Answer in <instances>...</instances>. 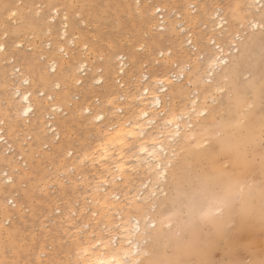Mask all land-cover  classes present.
Masks as SVG:
<instances>
[{"label":"snow or ice","instance_id":"6c2138e0","mask_svg":"<svg viewBox=\"0 0 264 264\" xmlns=\"http://www.w3.org/2000/svg\"><path fill=\"white\" fill-rule=\"evenodd\" d=\"M235 9L259 14L239 26L260 33L259 68L223 57ZM0 67V264H63L70 239L120 201L109 190L153 166L158 124L178 136L206 115L193 80L209 91L228 71L264 72V0H0ZM257 239L230 220L201 241V264H264Z\"/></svg>","mask_w":264,"mask_h":264},{"label":"bare ground","instance_id":"6f19581e","mask_svg":"<svg viewBox=\"0 0 264 264\" xmlns=\"http://www.w3.org/2000/svg\"><path fill=\"white\" fill-rule=\"evenodd\" d=\"M238 2L240 4H243L245 0H238ZM248 12L249 10L247 9L234 10L233 15L235 16V19H232V25L228 29L227 35L225 34L222 38V43H224L225 45L223 51V57L225 60L231 61L233 66L241 65V64L244 66L245 65L248 66L249 61H252L253 64L256 66V68H259V64H258L259 58L258 60L254 59L255 54L253 55L252 52L254 51V49H256V47L260 46L258 44L259 43L258 38H256L257 34L258 36L260 34L257 31L253 35L252 30L249 29L247 26H245L243 29L239 27L241 24L246 25V22L248 20L253 19V17H258L259 15L258 13L255 12L249 15ZM235 22H239V23L234 28V25L236 24ZM247 30H249L248 33H251L250 34L251 36L246 40L243 39L244 37L243 34L246 33ZM237 32L240 33L242 42H237L231 39V36L236 34ZM229 44L231 45L230 47L228 46ZM262 74L264 75V72L257 71L255 76L260 77V75ZM238 77L239 76H237L233 71H228L227 75L221 74L217 76L216 84L209 91H205V89L208 88L207 84L203 82L197 83L196 80L192 81L193 83H195L197 88L202 86V90L195 89L192 90L191 93L192 94L200 93L199 95L200 106L206 109V115L204 116L205 118L203 119L204 121L210 120L212 122L211 120L212 116L208 112L206 107V102H207L206 99H208L207 96L209 95V97H211L210 95H212L213 98V95L216 96V94L217 95L221 94L222 92L225 91V89L226 91L229 90L230 87H232L233 90V86H235L236 83H238V80H240L238 79ZM248 80H250V78ZM253 80L254 79L252 77V82ZM192 82L191 85H193ZM262 82L264 83V79H262ZM262 82L259 81L258 83L260 84ZM238 85L239 84H237V86ZM246 85L243 86L245 87ZM217 88H219L220 90L217 91ZM240 88L242 89V87ZM246 88L250 89V85L247 86ZM237 89L238 88L234 90ZM253 94L256 95L255 97L259 96L256 93ZM232 98L233 97H231V99ZM238 99H240V97ZM259 99L260 98H258L257 100L258 102ZM174 101H173V108L175 109L177 105L174 103ZM183 101L184 102L182 103V105L179 106V112L177 113L178 115L185 114L191 110L192 105L188 101L187 93L184 94ZM221 107L222 105L221 106L219 105L218 107H216V110L220 111ZM252 109L254 110L255 107ZM226 111L228 113L227 116H229L231 120L229 121L223 120L224 122L222 121L223 127L221 126V136L220 137L218 136L219 137L218 139L216 138L218 140L217 143L219 144L218 145L219 147L215 146L216 148H220L219 149L220 152L217 151V154L219 152L220 154L219 156H223V158L225 159L224 168L223 169L222 167L209 168L206 172L202 174V176L194 179L195 185L198 187V189L204 190L206 196H210V192H209L210 188L212 189L213 186H217L218 188H220L223 195L221 196L213 195V196L216 197L218 200L220 198L221 200L224 201H226L229 198V194L234 190V188H237L236 190H238L240 193V199L238 200L239 202L240 201L241 202L239 207L238 206H237L238 208L236 207V209L238 210L236 212L237 216L235 217H237L238 220L243 219L248 225L250 224L260 225L261 221L264 220V154L260 156L261 157L260 161L254 164V162H250L246 157H244V148L247 145L248 146L258 145L257 143L260 142L258 129L264 127V120L254 121L256 125H254L253 123V126L252 124L249 123L251 121L250 120L248 123L246 122L247 124L245 123L247 127L243 128L244 118L243 119L241 118L242 114L240 111V107L235 109L233 108V110L231 108H228ZM230 113H232V115H229ZM252 114L253 112L251 113V115ZM198 117L200 116L192 117L190 121V125L185 123L184 121H179L178 125L180 131L178 136L176 135V129L174 126H165L163 121H161L158 124L154 134L148 140V143L150 145H152L153 143L155 144V149L153 151V161H154L153 166L151 167L141 166L140 163H137L134 169H130V174L126 178L125 185H120L118 187L117 190L118 193H113L111 192V190H109V194L112 196L119 194L121 197L120 201L114 203L110 209L103 210L99 216H97L94 220H92L93 221L91 222L92 226L89 228L88 233L84 236L83 242H81L80 238H78L74 242L73 241L71 242L72 249L70 248L69 251L72 250V252L74 253L73 261L71 264H148L150 262V260L153 258V257L151 258L152 248H150L153 238L152 235L157 229V227H158L157 229L158 232L162 230V228H160L162 227V225L160 227L158 226V222L155 219V217L157 214V210L159 208L158 204L160 199L163 197L165 198V196H167L166 193L167 191H165L164 188V183H166L168 180L167 175L169 176L172 172H173V176L177 175V171L180 167H183V171L190 168L191 171L193 172L198 167H200L204 162H209V154H206L208 153V151L206 150V148H204L205 145L202 144V140H201L202 137L196 134L197 130L195 129V125H196V119H198ZM260 117L261 115L258 118ZM185 119H187V116H185ZM216 124L218 126L219 123ZM209 126H211L210 123ZM207 128L208 125L206 126L205 129ZM241 129H245V131L241 132ZM205 137H209L208 134H205ZM207 140L208 139L206 138L205 141ZM184 141L186 143L185 145H184ZM256 148L258 149V147ZM161 149H163V151H161ZM227 165L229 167H227ZM126 167H128V165H126ZM252 169H254L256 175L258 174L259 176L260 187L258 189L248 190L249 185L246 186L245 185L246 182H242L243 181L242 177L246 176L245 174ZM135 172H139L140 174L145 173L146 175H148V178L140 180L139 178L133 176ZM158 173H163V175L162 176L158 175ZM249 173L251 175V172ZM136 179H138V181L134 183ZM128 184L129 185L132 184L131 185L132 187H130ZM145 185H148L147 191H145ZM174 195L176 196L177 194ZM174 195L172 196L174 197ZM178 197L177 199L180 198ZM214 197H212L211 199H214ZM200 198L201 197H199V199ZM169 203L172 202L170 201ZM172 205L174 207L177 204L174 205L173 203L171 204V206ZM178 207H181V205ZM216 207L214 208H216V210L220 213L218 214L222 216L223 223H225L226 221L227 222L230 221L228 220L227 217V209H228L227 202L224 203L219 202L217 203ZM112 218H114V220ZM222 227L219 226L218 229H221ZM178 230L176 232L177 234L178 232H180V230L179 231ZM253 231H255V229ZM93 235L99 237L102 242L99 243L93 242L92 240ZM77 236L80 237L81 233L80 235L78 234ZM145 241H147V243H145Z\"/></svg>","mask_w":264,"mask_h":264},{"label":"rangeland","instance_id":"374dc122","mask_svg":"<svg viewBox=\"0 0 264 264\" xmlns=\"http://www.w3.org/2000/svg\"><path fill=\"white\" fill-rule=\"evenodd\" d=\"M17 2H19V0H17ZM194 2H196V0ZM226 2H227V0H226ZM235 23L236 24L234 25V28L238 25L239 22H235ZM210 25L211 24H209V26H208L209 31L211 30L210 28L212 27ZM248 32H249V30H247V32L244 33L243 36L247 35V37L249 38L251 36L250 35L251 33H248ZM226 35H227V33H226ZM257 36H258V34H257ZM257 36H256V38H258V42H259L258 44L260 46L256 47V49H254L255 53H254V51L252 53H253V55L255 54L254 59L258 60V58H259V60H260L259 56L261 54V41H260V35L258 37ZM227 56H228V53H227ZM245 66H247V65H245ZM2 71H3V68L0 67V72H2ZM262 75H260V77L252 76L254 79L253 82H252V77H250V80H248L249 78L244 79L243 77H238V79H240V80H238V83H236V85L233 86V90H232V87H230L229 90L226 91V89H225V91L222 92L221 94H218V95L216 94V96L213 95V98H212V95H210L211 97H209V95L207 96L208 99H206V101H207L206 107H207L208 112L212 116L211 117L212 122L210 120L204 121L203 119L205 117L200 116L201 118L198 117V119H196L195 129L197 130L196 134L198 136L202 137L201 138L202 144L205 145L204 148H206V150L208 151V153H206V154H209V162H204L200 167H198L193 172L191 171L190 168L183 171V167H180L177 171V175L173 176V172L169 176L167 175L168 180L166 183H164V188H165V191H167L166 192L167 196H165V198L163 197L160 199L159 204H158L159 208L157 210V214L155 217V219L158 222V226L160 227L162 225V227H160V228H162L163 231L161 230L160 232H158V230H157L158 227H157V229L155 230V232L152 235L153 238H152V243L150 245V248H152L151 258L152 257L153 258L150 260V262L148 264H162V263L163 264H201V260L204 256V252L201 248V242L200 241H202L204 239V237H207L210 234L217 233V231L219 230L218 227L219 226L224 227L225 224L227 223V221L225 223H223L222 216L219 215L220 213L216 210V208H217L216 205L219 202H221V203L227 202L228 220H236V219L238 220V218L235 217V216H237L236 212L238 210V209H236V207L237 206L239 207L241 201L239 202V200H238V199H240V193L238 190H236L237 188H234V190L229 194V198L226 201L221 200L220 198L218 200L213 195H216V196L223 195L220 188H218L217 186H213L212 189L211 188L209 189L210 196H206L204 193V190L198 189V187L195 185L194 179L202 176V174L204 172H206L211 167H222V169L224 168L225 159L223 158V156H219L220 155L219 154L220 148H216V147H219L218 146L219 144L217 143L218 142L217 139L221 136L222 121L223 120L224 121L231 120V118L229 116H227L228 113L226 110L228 108H231L233 110V108L235 109V108L240 107V111L242 114L241 118L242 119L244 118L243 119L244 124L246 122L248 123L251 120L249 123L252 124V126H253V123H254V125H256V123L254 121L264 120V118H263L264 117V106H262V105H264L263 104L264 103V95H262V94H264V89H263L264 83L262 82V79H261ZM245 80L248 83H246ZM259 81L262 83L259 84L258 83ZM253 83H254V85H253ZM192 84L193 85H191V92H192V90H195V89L202 90V86L197 88L195 83L192 82ZM237 84H239L240 86L239 85L237 86ZM248 84L250 85L251 90L249 88H246L247 86H249ZM256 84H259V85H256ZM243 85H246V86L244 87ZM253 86H254V89H253ZM240 87H242V89ZM243 87L247 90H245ZM236 88H238V89L234 90ZM239 90H242V91H239ZM234 92H236L238 95ZM239 92L241 93V95ZM253 93L258 94L259 96L255 97L256 95H254ZM251 94H253L254 96ZM231 97H233V98L231 99ZM237 97L238 98L240 97V99H238ZM258 98H260L259 102L257 101ZM262 100H263V102H262ZM174 103L176 105H179V106L182 105V103L180 102L179 99L175 100ZM231 103H232V105H231ZM219 105L220 106L222 105L220 111L216 110V107H218ZM227 106H228V108H227ZM254 107H255V109L253 110L252 108H254ZM261 107H262V109H261ZM252 112H253V114H252L253 116L251 115ZM229 115H232V113H230ZM260 115H261V117L258 118ZM246 117H247V119H246ZM246 120H248V121H246ZM209 123L211 126H209ZM216 123H219L218 124L219 127L217 126ZM244 124H243V128L247 127V125L246 124L244 125ZM207 125H208V128L205 129ZM259 130H262V131H259ZM244 131H245V129H241V132H244ZM258 132H259L258 135L260 136V140H259L260 142L257 143L258 145H253V146L247 145L244 148V157H246L250 162H254V164H256V162H259L260 158H261L260 156L264 154V127L259 128ZM205 134H208L209 137H205ZM203 135H204V137H203ZM206 138L208 139L207 140L208 142L205 141ZM214 140H216V141H214ZM185 144L186 143L184 141V145ZM252 147H253V149H252ZM256 147H258V149ZM209 149L211 150V152ZM217 151H219L218 154H217ZM212 157H215V158H212ZM255 158H256V160H255ZM175 165H174V167H175ZM128 167H130V166H128ZM227 167H229V166L227 165ZM204 169H206V170H204ZM249 172H251V175ZM245 175L246 176L242 177V179H243L242 182H246V184H245L246 186L249 185L248 190L258 189L260 187V184H259L260 179H259L258 174L256 175V172L254 169L248 171ZM133 176L136 178H139L140 180L148 178V175H146L145 173L140 174L139 172H135V174ZM136 181H138V179H136L134 181V183H136ZM242 182H240V183H242ZM251 184H252V186H251ZM131 185L132 184H130L129 186L132 187ZM215 187H217V188H215ZM174 194H177V195L175 196ZM172 195H174V197ZM234 196H235V198H234ZM177 197L179 199H177ZM199 197H201V198L199 199ZM212 197H214V199H211ZM169 198H171V199H169ZM173 200H174V202H173ZM167 201H169V202L171 201L172 203H169ZM173 203H174V205L177 204L174 206L176 208H174L173 205L171 206V204H173ZM180 205H181V207H178ZM214 207H216V208H214ZM178 208H179V210H178ZM173 211L175 214L173 213ZM176 213H177V215H176ZM112 219L114 220V218H112ZM173 219H174V221H173ZM91 222H93V221H91ZM214 223H215V225H214ZM210 226H212V227H210ZM248 226L250 229V234H252L258 238L254 242L252 254L255 255L257 252L263 254L264 253V249H263L264 244H262L261 239H259L260 238L259 224H250ZM208 227H210V228H208ZM251 227H252V229H251ZM168 228H169V230H168ZM211 228L212 229L214 228V229L212 230ZM178 229L180 230V232H178V234H177L176 232ZM210 229L212 232L210 231ZM254 229H255V231H253ZM78 234L80 235V233L77 232L74 235V237L72 239H70L69 249L64 254V257H63V264H71L72 263L74 253L72 252V250L71 251H69V250H70V248L72 249V247H71L72 243L71 242L72 241L74 242L75 240L80 238L79 236H77ZM171 240H172V242H171ZM195 262H197V263H195Z\"/></svg>","mask_w":264,"mask_h":264}]
</instances>
